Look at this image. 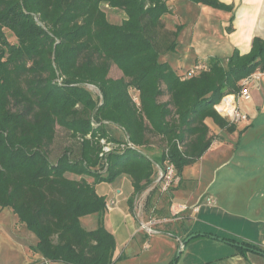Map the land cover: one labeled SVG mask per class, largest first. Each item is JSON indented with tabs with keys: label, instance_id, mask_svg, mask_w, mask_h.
Instances as JSON below:
<instances>
[{
	"label": "trees",
	"instance_id": "obj_1",
	"mask_svg": "<svg viewBox=\"0 0 264 264\" xmlns=\"http://www.w3.org/2000/svg\"><path fill=\"white\" fill-rule=\"evenodd\" d=\"M167 1L0 0V207L37 236L32 250L49 262L114 264L116 239L104 224L108 200L96 185L130 176L132 205L157 164L173 163L180 176L213 143L208 118L236 129L216 105L238 95L245 78L264 73L262 36L253 37L247 53L234 49L227 60L211 57L185 74L161 61L176 51L183 29L166 25L173 12ZM190 1L233 11L221 0ZM104 4L126 18L110 22ZM200 64L207 69L191 73ZM110 124L127 138L111 136ZM58 127L75 144L52 160ZM101 138L119 144L106 167ZM92 214L98 226L87 230L81 218ZM242 245L241 253L254 249Z\"/></svg>",
	"mask_w": 264,
	"mask_h": 264
},
{
	"label": "crops",
	"instance_id": "obj_2",
	"mask_svg": "<svg viewBox=\"0 0 264 264\" xmlns=\"http://www.w3.org/2000/svg\"><path fill=\"white\" fill-rule=\"evenodd\" d=\"M221 1L232 5L233 11L194 3L199 9L190 27L188 45L195 65L216 56L227 60L234 49L247 53L253 37H264V0ZM119 15L122 20L126 18L124 11ZM185 28L183 24L179 45L184 43ZM167 54L162 57L171 64ZM249 90L250 99L233 98L249 121L236 123V129L229 132L208 118L206 123L214 137L211 147L198 162L183 169L178 186L170 193L159 188L158 164L153 179L135 196L132 205L130 176L96 185L97 192L108 200L104 224L116 239L114 264H264V73ZM216 109L224 115L227 105L220 103ZM108 131L117 139L127 138L116 125H108ZM145 151L150 157L159 156L154 147ZM207 196L214 198L213 204L207 203ZM196 204L200 205L198 211L193 210ZM182 205L188 209L182 210ZM98 221L97 214L81 218L87 230L97 228ZM145 223L152 224V233L143 229ZM191 235L197 236L184 243ZM238 243L262 252L249 249L241 253ZM36 264L64 263L49 262L40 254Z\"/></svg>",
	"mask_w": 264,
	"mask_h": 264
},
{
	"label": "rangeland",
	"instance_id": "obj_3",
	"mask_svg": "<svg viewBox=\"0 0 264 264\" xmlns=\"http://www.w3.org/2000/svg\"><path fill=\"white\" fill-rule=\"evenodd\" d=\"M170 5L174 9V14H168L165 20L166 25L170 28L172 25L182 23L187 29L182 36V43L176 49V51L169 52L167 57L171 64L179 73L185 74L190 68L195 66L194 61L190 60V46L188 41L191 38V24L194 20V14L198 12L199 6L194 4L190 0H170ZM198 4V3H196ZM204 5V4H202ZM104 11L107 14L108 20L112 23L119 24L121 22L122 11L117 8L103 6ZM198 7V8H197ZM206 7L208 6H200ZM211 9V8H208ZM214 9V8H212ZM204 11V10H203ZM8 38L12 42H16L15 36L8 32ZM161 61L165 60L162 56ZM226 63V61H225ZM113 75H118L116 70H113ZM95 98L100 97V92L95 87H88ZM250 106V105H249ZM75 144L74 140L68 136L64 129L58 127L56 142L53 147L52 160H55L65 147ZM72 175V174H68ZM159 185V184H158ZM160 187V186H159ZM177 187V186H176ZM174 189V188H173ZM173 189L167 192L170 193ZM38 242L37 236L31 232L25 225L19 223L17 215L11 208L0 207V264H36L40 260V254L34 252L32 247ZM176 256L179 255V249L176 251ZM120 264V262H117ZM123 264H134L132 262H124Z\"/></svg>",
	"mask_w": 264,
	"mask_h": 264
},
{
	"label": "built area",
	"instance_id": "obj_4",
	"mask_svg": "<svg viewBox=\"0 0 264 264\" xmlns=\"http://www.w3.org/2000/svg\"><path fill=\"white\" fill-rule=\"evenodd\" d=\"M207 69V65L200 64L197 66L196 69L192 70L191 73H194L199 70ZM262 76V72L256 71L251 76L245 78L242 81L243 88L241 89V92L238 95H227L225 96L220 103L227 105V110L225 109L224 117H227L231 121L238 123V122H248L249 116L243 112H241L236 105L234 104L233 98H243L245 100H248L251 98L250 94V85L258 80ZM231 97V98H230ZM219 103V104H220ZM221 114V113H220ZM222 115V114H221ZM101 144V150L99 153V156L101 158V161L104 165V167L107 166V155L112 152L113 150L117 149L119 147L118 143H115L111 140H108L106 138L100 139ZM180 182V176L177 174L176 168L173 163H167L164 169H161L160 175H159V188L162 192H167L170 189L175 188L178 186ZM206 201L208 204L214 203V198L212 196H207ZM182 210L188 209L187 205L181 206ZM200 209V205L196 204L193 206V210L198 211ZM153 222V221H152ZM143 229H146L149 233L153 232L152 224L151 223H145L143 225Z\"/></svg>",
	"mask_w": 264,
	"mask_h": 264
},
{
	"label": "water",
	"instance_id": "obj_5",
	"mask_svg": "<svg viewBox=\"0 0 264 264\" xmlns=\"http://www.w3.org/2000/svg\"><path fill=\"white\" fill-rule=\"evenodd\" d=\"M195 236H197V235H191V236H189L185 241H184V243H186L189 239H191V238H193V237H195ZM238 246H243L242 244H237ZM249 249H251V248H249ZM252 250H254V249H252Z\"/></svg>",
	"mask_w": 264,
	"mask_h": 264
},
{
	"label": "bare ground",
	"instance_id": "obj_6",
	"mask_svg": "<svg viewBox=\"0 0 264 264\" xmlns=\"http://www.w3.org/2000/svg\"><path fill=\"white\" fill-rule=\"evenodd\" d=\"M230 98H231V97H230ZM219 108L223 110V108H222L221 106H220Z\"/></svg>",
	"mask_w": 264,
	"mask_h": 264
}]
</instances>
